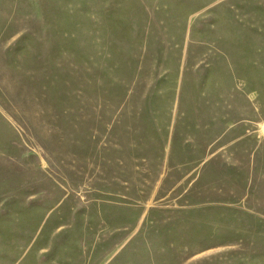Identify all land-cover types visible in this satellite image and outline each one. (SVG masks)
<instances>
[{
    "label": "rangeland",
    "instance_id": "obj_1",
    "mask_svg": "<svg viewBox=\"0 0 264 264\" xmlns=\"http://www.w3.org/2000/svg\"><path fill=\"white\" fill-rule=\"evenodd\" d=\"M263 125L264 0H0V264H264Z\"/></svg>",
    "mask_w": 264,
    "mask_h": 264
},
{
    "label": "crops",
    "instance_id": "obj_2",
    "mask_svg": "<svg viewBox=\"0 0 264 264\" xmlns=\"http://www.w3.org/2000/svg\"><path fill=\"white\" fill-rule=\"evenodd\" d=\"M240 143H242V144H244L246 146L250 145V143L248 141H240V140H237V141H226V140H221L220 139V140H217L215 143L213 142V144L209 146V148H211V150H208V151H212V152L208 154V151H207V156L201 161V164L209 165L212 161H214V157L215 156L220 155L222 152L228 154L229 153L228 149L234 148L236 144H240ZM216 144H224L221 147L223 149H226V151L225 150L222 151L221 148H220V150H218L217 152H214V145H216Z\"/></svg>",
    "mask_w": 264,
    "mask_h": 264
},
{
    "label": "built area",
    "instance_id": "obj_3",
    "mask_svg": "<svg viewBox=\"0 0 264 264\" xmlns=\"http://www.w3.org/2000/svg\"><path fill=\"white\" fill-rule=\"evenodd\" d=\"M262 131H263V133H264V125L262 126Z\"/></svg>",
    "mask_w": 264,
    "mask_h": 264
}]
</instances>
